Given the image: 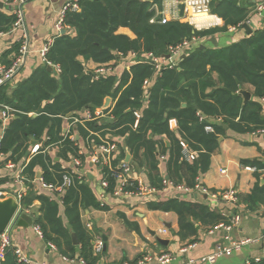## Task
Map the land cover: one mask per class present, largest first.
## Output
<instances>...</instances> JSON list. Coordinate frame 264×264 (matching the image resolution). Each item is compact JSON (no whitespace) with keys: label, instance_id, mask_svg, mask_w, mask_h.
<instances>
[{"label":"trees","instance_id":"obj_1","mask_svg":"<svg viewBox=\"0 0 264 264\" xmlns=\"http://www.w3.org/2000/svg\"><path fill=\"white\" fill-rule=\"evenodd\" d=\"M164 1L79 0L80 9L70 10L65 16L69 32L56 36L47 53L48 60L60 66L58 75L41 65L16 87L6 85L0 89V102L17 110L2 139V150L7 157L0 167L8 161L16 165L26 163L31 156L32 140L41 141L42 149L52 144L58 148L56 156L38 153L26 164L23 177L28 188L22 207L30 211L44 239L54 243L66 257L81 258L87 264L99 263L106 251L95 252L94 237L82 220V212L90 208L109 209L106 202L99 200L97 182L88 176L79 178L72 168L64 165V161L72 158H79L83 164L87 159V154L80 152L78 140L70 137L75 130L71 133L65 130L69 113L94 110L102 107L107 97L112 99V105L105 109L107 118L86 121L76 128L84 140L90 136L95 141L89 140L91 147L100 142L99 134L119 140L120 155L102 168L111 198L117 185L114 173L127 152L131 155V166L144 170L145 183L150 187L163 190L168 175L171 183L194 188L198 177L209 170L212 154L227 131L225 125L243 134L264 129V28L226 46L205 45L203 49L200 45L192 46L174 68L164 67L159 73L151 64L139 62L124 69L120 76L94 78L87 61L107 64L133 52L162 56L169 52V47L185 40L210 39L227 31L229 26H238L250 13L249 7L238 0L224 1L219 6L213 0L212 12L221 16L225 25L197 29L186 21L160 22L161 17L153 7L156 4L162 9ZM15 20V15L0 10V34L10 32ZM121 27L129 28L135 37L119 33ZM19 45L15 43L5 52L7 62L13 52H18ZM147 79L151 85L145 89ZM242 90L252 92L253 97L245 101ZM136 110H141L137 127L134 126ZM172 119L177 122L176 128L170 127ZM181 141L197 152L195 160L184 157ZM163 156L165 174L160 167ZM245 163L264 169V162L259 160ZM38 170L47 183L55 185L63 184L65 175L72 178L71 185L60 196L61 202L38 190L34 183ZM257 178L252 192L243 198L249 209L264 205V184L260 183L259 175ZM6 179L0 177V185ZM36 201L40 204L38 208L34 205ZM147 206L175 212L179 220L178 235L181 240L188 239V243L197 240L199 227L212 229L220 223H229L228 217L207 203L179 196L165 200L154 197ZM124 221L142 235L137 223L127 218ZM72 232L79 238L78 246L73 243ZM1 264H17L11 250ZM251 264H264V258Z\"/></svg>","mask_w":264,"mask_h":264},{"label":"crops","instance_id":"obj_2","mask_svg":"<svg viewBox=\"0 0 264 264\" xmlns=\"http://www.w3.org/2000/svg\"><path fill=\"white\" fill-rule=\"evenodd\" d=\"M179 1L181 2V0ZM67 2L68 0H30L25 5L26 25L33 52L29 55L27 63L23 67L20 74L13 82L7 85L16 87L19 82H22L31 76V74L39 66H48L42 61L40 49L50 38H55L58 35L56 23L59 19L60 12L63 10ZM238 2L239 4H245L249 7L250 13L248 19L244 23H247L250 26L252 33L258 29L264 28V18L254 13L258 0H238ZM165 3L172 5L174 4V0H166ZM180 6L182 7L181 4ZM0 10L7 12L4 5L0 8ZM181 21L187 22L189 20L183 19ZM206 21L210 22L209 19ZM190 22L195 24L193 21ZM244 23H241L238 26H229L227 31L219 32L216 36H214L217 40L218 46H226L248 36L249 34H247L246 30L243 28ZM206 24L209 26V23ZM195 26L197 28H209L203 25L200 27L197 25ZM21 33V30H18L16 32H6L0 34V62L9 63L12 56L16 55V53L13 52V55L10 56L8 62L3 56L5 52L13 47L15 43L20 44L19 41L22 35ZM119 33L126 34L132 38L135 37V34L127 27H121L119 29ZM196 45L211 46L214 44L211 41V38L197 39L176 59V64L180 57L186 55V52L192 46ZM129 57L130 55L127 57L121 56L119 61L115 60L110 62L114 63L117 68V73L115 74L120 76L124 69H128L132 65L130 64L131 60H129ZM128 64L130 65L127 68L126 66ZM86 65L94 72V69L98 65L105 64L87 61ZM51 67L53 68L52 71H55V74L58 75V71L54 68V66L51 65ZM146 101L147 100H145V104ZM67 118L71 117L67 116ZM69 123L70 120L66 121L65 129ZM225 128L227 131L225 135L220 137L219 148L212 154L209 170L201 174L199 180L202 185L215 191H224L231 188L237 189L239 195L238 201L235 204H230L223 200H214L210 198V196L202 195L199 190L188 193L173 188H167V190H163L161 193L155 194L154 197L165 200L171 197L179 196L183 199L197 200L202 203H207L214 210L222 213L228 218L232 213H239L241 216L240 223L229 231L220 226L212 229L199 227L198 235L196 237L197 240L188 243V239L181 240L178 235L179 220L178 215L175 212L149 209L147 203L154 197L111 198V196H108L105 202L109 205V209L100 210L90 208L82 212V220L85 225L87 223L92 225V229H87L94 237L93 244L95 245L97 240L102 239L104 241V247L106 246V249L103 248L106 252L98 264H117L122 261L123 263H133V261L143 253V256L151 255L153 258L147 264H160L158 258L163 254L170 255L171 261L169 264H208L193 261L211 254L219 247L229 246L232 241H239L245 238H251L254 241L246 244L230 256H222L218 258L215 264H245V261L248 259H254L256 257H260L261 259L264 258V205L260 204L254 209H249L248 205L245 201H243V198L252 192L258 181V175L260 176V183L264 184V169L245 163L248 160H259L264 162V133L257 132L252 134H243L228 129V126ZM77 134L75 139L78 140V144L85 141L79 136V134ZM166 142L169 145L168 141ZM86 145L88 144L86 143ZM57 150L58 148L55 150L54 155L50 153L49 155L51 157L56 156ZM128 153L129 152H127V154ZM83 154H87V159L83 168H81V171H84L85 176H87V172H91L93 174V166H90L91 162H88V152H83ZM126 157L124 158L125 160ZM55 159L57 158L55 157ZM165 166V159H161L160 167L163 174L166 173ZM247 167H255L256 170H249ZM133 169L136 171L137 175H140L144 181H147L143 169L139 170L134 167ZM13 171L15 170H12V172ZM12 172L11 170L0 168V177L11 175ZM39 172H41L40 178L43 177L42 171L38 170L36 179H40L38 177ZM93 182H97V178L95 176L93 178ZM34 205L35 208H38L40 204L36 201ZM27 214L31 216V213ZM124 218L137 223L140 226L142 235H139L135 230L129 228L126 225ZM34 226L35 223L34 225H30L28 227L18 226V224L13 225L12 235L14 241L29 257L33 259L34 264H67L65 255H63L58 249L50 248L48 242L44 239V237H41L37 233ZM164 229L167 230L165 233L163 232ZM158 238L168 240V244L161 243ZM72 264L83 263L79 261V259H76Z\"/></svg>","mask_w":264,"mask_h":264},{"label":"built area","instance_id":"obj_3","mask_svg":"<svg viewBox=\"0 0 264 264\" xmlns=\"http://www.w3.org/2000/svg\"><path fill=\"white\" fill-rule=\"evenodd\" d=\"M3 2L4 7L7 9V12L12 13L15 15L16 20L15 24L12 27L10 32H16L21 30V38H20V47L18 52L15 56H13L9 63L0 62V89L10 84L15 80V78L20 74L23 67L27 63L29 55L33 52L32 44L28 36V29L26 25L25 19V5L30 0H1ZM166 1V0H165ZM163 8L160 9L158 5H154V9L157 11V15L159 14L161 19L160 22L167 23L173 20H183L188 19L189 21H193L197 26H223L224 19L221 16L212 13V2L213 0H174V4L169 5L165 3ZM182 5V7L180 6ZM79 0H68L65 4L63 10L60 12L59 19L56 23L57 32L60 33L65 28V16L66 13L70 10H79ZM254 13L264 18V0H258L257 6L254 10ZM200 15H207L210 22L203 20L202 22H197L196 18ZM156 21V17L151 19V22L154 23ZM200 24V25H199ZM197 39L193 40H185L181 44L177 46L169 47V54L170 58H167L166 55H156L153 52L144 53V54H137L135 52L130 54L129 60H131L130 64L138 63V62H145L151 64L157 73L163 67L174 68L176 66V59L185 51L187 50L193 42ZM54 42V38H50L45 45L40 49V55L42 57V61L46 65H52L54 68L60 72L61 68L59 65H54L50 62L47 58V53L49 52L52 44ZM128 64L126 67L130 65ZM95 79H99L101 77H106L111 74L117 73V68L115 67L114 63H109L105 65H98L95 69ZM151 85V81L149 79L145 80L144 88L147 89ZM264 103V98L262 99ZM147 103V101H146ZM17 110L8 104L0 102V164L1 162L5 161L7 155L2 150V139L5 134L7 127L9 126L10 122L16 116ZM34 113H30L33 115ZM136 121L134 126L137 127L139 123V119L141 118V110L135 111ZM106 117L105 108L98 107L94 110L91 109H84L82 112L71 116V118H67V121L70 120L67 128L65 129L67 133H71L74 129V133L70 134L72 139L76 138V128L78 124H82L86 121H94L98 119H103ZM107 118V117H106ZM170 127L176 128L177 122L175 119L170 120ZM207 130L212 131V127H207ZM260 133H264V129L259 131ZM78 135V134H77ZM90 137V136H89ZM87 138L85 141L80 142V152H88V162L93 164L92 172L94 176L97 178V186L98 188V197L99 200L102 202L106 201V198L109 196L107 193V188L109 187L108 180L105 177L104 171H102L103 166L109 164L112 158H116L119 156V148L117 138H104L99 134L100 142L98 144H94L92 147L88 144L89 140L91 142L93 139ZM87 141V142H86ZM91 144V143H90ZM183 145V153L184 157L189 160L193 161L197 157V152L192 151L189 149L188 144L185 141H181ZM53 145V144H52ZM50 145L42 149V142L39 141L38 144L32 146L31 149V156L26 160V163L18 164L8 161L4 164L6 170H15L12 172L11 175H6L3 177H7L6 181L0 185V197L6 198L9 196H13L19 204V208L14 216L12 222L8 226V228L0 233V264L5 259L6 253L8 250H11L14 253L15 259L17 264H34V261L31 257H29L24 250L14 241L12 235V227L13 225L17 224L18 219L24 212L30 213L23 209L22 207V199L27 191V186L25 184V179L23 177V170L26 164L29 162L30 158L38 153H50L52 155L55 154V150L57 147L55 145ZM166 157L163 156L162 159ZM64 165L66 167L72 168L73 172L78 174V177L81 178L85 176V172L81 171L80 168H83V163L79 158H73L69 161H64ZM1 168V167H0ZM249 170L255 171V167H247ZM114 178L116 180V187L113 191V196L118 198L124 197H139V198H146V197H154L155 194L161 193L163 190H167V188H173L180 191H185L191 193L195 190H199L202 195L210 196V198L214 200H223L230 204H235L238 201L239 192L237 189L231 188L224 191H215L207 188L206 186L201 184L199 177L197 179V184L194 188L186 187L185 185L173 184L167 179L164 181V188L163 190L159 191L155 188L150 187L148 184L145 183L143 178L140 175L136 174V171L131 166V162H127L125 159H121L119 163L118 171L114 173ZM36 186L40 192L46 193L51 199L60 201V196L64 193L65 188L71 185L72 178L69 175L64 176L63 184L55 185L52 183H47L43 177L40 179L35 180ZM241 216L239 213H232L229 217V223H220L216 227H223L226 230H231L233 227L237 226L240 223ZM86 227L90 230L92 229V225L90 223L86 224ZM37 233L43 237V232L38 225L34 226ZM167 230L164 229L163 232L165 233ZM254 241L251 238H245L239 241H232L229 246H222L219 247L217 250L213 251L211 254L206 255L204 257L199 258L196 261L198 263H208V264H215L218 258L222 256H230L235 251L240 250L246 244ZM50 248L58 249L54 243L48 242ZM104 248V241L102 239L97 240L94 245V250L96 253H101ZM67 264H72L76 259H79L83 264H87L81 258H69L65 256ZM153 258L151 255H145L137 262H125L123 264H147ZM160 264H169L171 261L169 254H163L159 258ZM261 260L260 257H256L254 259H248L245 261V264H251L253 262H259ZM192 262V263H193ZM41 264H48V263H41ZM194 264V263H193Z\"/></svg>","mask_w":264,"mask_h":264},{"label":"water","instance_id":"obj_4","mask_svg":"<svg viewBox=\"0 0 264 264\" xmlns=\"http://www.w3.org/2000/svg\"><path fill=\"white\" fill-rule=\"evenodd\" d=\"M145 1L152 2L153 0H145ZM223 1H232V0H217L216 1V6H218ZM103 3L105 4L104 1H103ZM2 7H3V2L0 1V8H2ZM243 28L246 30L247 34H251L252 33V30H251L250 26L247 23L243 24ZM66 33H67L66 29H63L61 31V34H66ZM211 41L213 42L214 46L218 45L217 44V40H216V38L214 36L211 37ZM204 47H205V45H201L200 46V48H202V49ZM185 56L186 55H183L182 57L184 58ZM166 57L169 58L170 55L167 54ZM47 68L50 71L53 70V68L50 65H48ZM240 93L244 97L245 101H249L252 98V94L249 91L242 90ZM111 100H112L111 97H107L106 98L105 103L103 105V107L105 109L110 107ZM71 116H72V114L69 113L68 117H71ZM202 116L206 117L205 114H202ZM225 127H226V125H225ZM31 144L34 146V145L38 144V141L37 140H32ZM130 159H131V155L128 153L127 157H126V161L129 162ZM90 166H93V164L90 163ZM87 176H88V178L90 180H93V178H94V175L91 172H87ZM38 177L39 178L41 177V172H39ZM166 179L168 180L169 176H166ZM18 208H19V204H18V202L16 201V199L13 196H9V197H6V198H1L0 197V233H2L3 231H5L8 228V226L12 222L14 216L16 215V212H17ZM17 224H18V226H23V227H28L30 225H34L32 217L29 214H27V213H23L21 215V217L18 219ZM72 239H73V243L75 245H79V238H78V236H77V234L75 232L72 233ZM158 239H159V241L161 243L168 244V240L162 239V238H158ZM104 249H106V246L104 247Z\"/></svg>","mask_w":264,"mask_h":264},{"label":"bare ground","instance_id":"obj_5","mask_svg":"<svg viewBox=\"0 0 264 264\" xmlns=\"http://www.w3.org/2000/svg\"><path fill=\"white\" fill-rule=\"evenodd\" d=\"M213 3V2H212ZM213 13V12H212ZM213 14H215V13H213ZM217 15V14H216ZM210 17H208L207 15H200V16H198L197 18H196V21L197 22H202L203 20H207V19H209ZM181 21V20H180ZM187 22H189V23H191L190 21H187ZM191 24H193V23H191ZM245 24V23H244ZM194 26H195V24H193ZM200 25V24H199ZM224 25H225V22H224ZM223 25V26H224ZM223 26H212V27H223ZM196 27V26H195ZM197 28V27H196ZM210 28V27H209ZM64 29H66L67 30V33L69 32V28H66V26H65V28ZM197 29H203V28H197ZM61 34V32L60 33H58V35H60ZM57 35V36H58ZM55 39V38H54ZM19 47H20V45H19ZM168 54H169V52H168ZM170 55V54H169ZM170 58V57H169ZM45 64V63H44ZM51 66V65H50ZM154 68V67H153ZM164 68V67H163ZM162 68V69H163ZM155 69V68H154ZM161 69V70H162ZM160 70V71H161ZM162 159V158H161ZM207 196V195H206Z\"/></svg>","mask_w":264,"mask_h":264}]
</instances>
